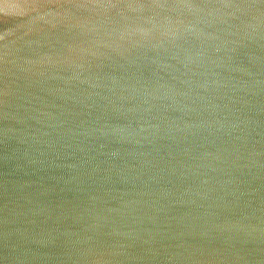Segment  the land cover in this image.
Segmentation results:
<instances>
[{"label": "water", "instance_id": "obj_1", "mask_svg": "<svg viewBox=\"0 0 264 264\" xmlns=\"http://www.w3.org/2000/svg\"><path fill=\"white\" fill-rule=\"evenodd\" d=\"M0 264H264V0H0Z\"/></svg>", "mask_w": 264, "mask_h": 264}]
</instances>
